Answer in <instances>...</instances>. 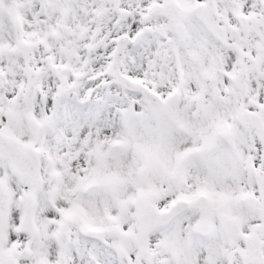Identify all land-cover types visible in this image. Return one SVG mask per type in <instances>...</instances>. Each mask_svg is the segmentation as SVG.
I'll use <instances>...</instances> for the list:
<instances>
[{"label": "snow or ice", "instance_id": "6c2138e0", "mask_svg": "<svg viewBox=\"0 0 264 264\" xmlns=\"http://www.w3.org/2000/svg\"><path fill=\"white\" fill-rule=\"evenodd\" d=\"M0 264H264V0H0Z\"/></svg>", "mask_w": 264, "mask_h": 264}]
</instances>
